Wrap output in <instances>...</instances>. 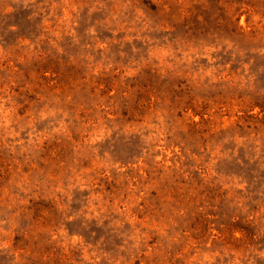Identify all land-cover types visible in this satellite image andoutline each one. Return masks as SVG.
<instances>
[{"label": "rangeland", "instance_id": "rangeland-1", "mask_svg": "<svg viewBox=\"0 0 264 264\" xmlns=\"http://www.w3.org/2000/svg\"><path fill=\"white\" fill-rule=\"evenodd\" d=\"M0 264H264V0H0Z\"/></svg>", "mask_w": 264, "mask_h": 264}]
</instances>
